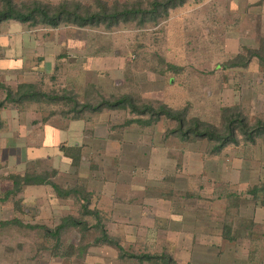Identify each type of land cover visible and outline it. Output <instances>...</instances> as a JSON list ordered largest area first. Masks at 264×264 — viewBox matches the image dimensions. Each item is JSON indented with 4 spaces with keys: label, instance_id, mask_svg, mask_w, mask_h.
<instances>
[{
    "label": "rangeland",
    "instance_id": "374dc122",
    "mask_svg": "<svg viewBox=\"0 0 264 264\" xmlns=\"http://www.w3.org/2000/svg\"><path fill=\"white\" fill-rule=\"evenodd\" d=\"M34 1L149 10L156 0H14ZM138 18L113 27L4 22L0 102L6 90L34 83L94 106L125 95L139 107L166 105L185 114V130L199 119L226 136V119L237 114L250 127L264 124V0H186L156 22ZM26 103L6 112L12 127L1 136L44 144L45 155L52 142L58 151L29 160L26 171H57L64 190L93 196L60 201L49 187L46 205L22 204L21 219L34 226L1 238L2 250L13 253L4 264H264V134L249 141L234 131L237 142L216 151L215 143L178 132L176 120L136 123L153 115L129 105L94 112L80 104L86 111L75 123L60 113L69 102ZM42 122L50 126L42 130ZM57 129L70 135L53 147L62 134H49ZM66 146L81 150L76 167L63 158ZM68 217L80 225L56 237Z\"/></svg>",
    "mask_w": 264,
    "mask_h": 264
},
{
    "label": "trees",
    "instance_id": "16d2710c",
    "mask_svg": "<svg viewBox=\"0 0 264 264\" xmlns=\"http://www.w3.org/2000/svg\"><path fill=\"white\" fill-rule=\"evenodd\" d=\"M0 25L4 22L8 21H16L22 24H28L30 26L36 25H45L53 28H57L62 24H72L79 27L85 26H97V25H106L107 27H113L120 22H129L132 19L139 20V23L142 24L144 21L151 19L152 21H157L163 15L168 14V10L175 9L181 5H183L186 0H165L160 2L159 0L154 1L151 4V9H143L139 7L133 8H124V9H116L115 7H109L104 3H101L98 10H91L83 7L80 3L74 2H63L57 5H52L48 3H43L41 1H34L31 4H26L19 6L14 0H0ZM162 12V13H161ZM151 15L150 18H148ZM58 56L55 64V71H58L57 61L62 60ZM254 56L261 57V54L254 53ZM264 60V58H262ZM238 65V64H236ZM0 88H6L3 84H0ZM52 103H50V102ZM69 102L66 104L69 107L67 110H61L60 113L63 115H67V117H71L73 119H81V115L83 112V108L87 107L90 111L100 112L104 108H108L111 110L125 107V105H129L132 112L137 114H152L153 117L148 120H143L142 117L136 120V123L143 125L156 124L160 121L162 117L170 118L176 120L179 123L178 132H182L183 135L188 136L189 134H193L197 138L206 139L212 143H215L214 150L220 151L225 145L228 143H236L237 140L234 136V131H240L247 140H255L256 137H259L264 134V124L259 123L255 127L247 123V120L241 116V114L234 115L233 117L226 119V131L227 135L222 136L220 131L214 129L213 127L204 126V123L199 119H194L192 124L189 125L187 130L185 122V114L181 111L173 110L172 108L161 105L158 109L153 108L149 105H143L139 107L131 96L125 95L121 98H118L115 101L104 100L100 102L98 105H92L88 103H83L74 97L68 96H59L57 94H49L46 91L41 90L39 86L34 83H22L17 86L16 90L8 89L6 90V98L0 102V111L6 108L9 104L13 103L14 105L26 103L33 104L36 103L39 105L40 109L42 106L47 107L51 104H55L53 102ZM83 103V104H82ZM80 104L83 108H81ZM57 106H61L58 105ZM20 108V107H19ZM23 108H20L22 111ZM46 109V108H45ZM47 110V109H46ZM45 110V111H46ZM43 112V110H42ZM44 113V112H43ZM48 114H56L54 112H50ZM48 118V116H47ZM46 121V119H45ZM134 122V121H133ZM3 121L0 117V127L3 125ZM66 146V149H62V152L66 155L67 158L72 160V166L76 167L79 164L81 159L80 148H77L79 152L77 154H72L69 149H73L76 147ZM57 172V171H56ZM54 171L53 175L48 171L39 172L38 170L33 171H25L24 175H12L10 178L13 180L14 187L12 190L6 191L5 197H13L15 198L20 192H22L23 188L30 185H50L55 194L62 199H66L68 197L76 196L82 202L83 199H87L88 203L91 201L92 194L89 196H85L84 192L76 191L75 186L70 185L66 190L63 187L59 186L54 178L57 175ZM80 194L82 196H80ZM3 199V197H0ZM22 199H19L18 202H15V209L21 213L22 211ZM68 223H64V222ZM80 222L75 220L73 217H68L63 220L55 234L56 237L59 235L62 229H65L68 225L71 227H77ZM7 225L9 223H3ZM144 258H150L149 256H142ZM166 257V256H161ZM167 263L172 262L170 258H163Z\"/></svg>",
    "mask_w": 264,
    "mask_h": 264
},
{
    "label": "crops",
    "instance_id": "0c3cea01",
    "mask_svg": "<svg viewBox=\"0 0 264 264\" xmlns=\"http://www.w3.org/2000/svg\"><path fill=\"white\" fill-rule=\"evenodd\" d=\"M40 75L42 76L44 74L41 73ZM15 106L16 105L11 103L6 108H4L0 111V117H1L2 121L4 122L3 125L0 127V131H1L0 132V197H3V199H0V264H4V260L8 259L9 255L11 256V257H9V259L12 260L13 253L12 252H6V251L2 250V242L3 241L1 238L6 235L7 231H9V234L12 232L16 233V230L19 229V227L22 225L34 226L30 222H26V221L21 219V217H20L21 212L15 210V207H14L16 200H14L13 197H5L4 196L6 191L12 190L14 187L13 180L10 178V176H12V175L22 176V175H24V173L26 171V165L29 162V160H32V161L44 160V159H48L52 152L54 154L58 153V151L57 152L51 151V149H52L51 144H53L52 142L48 146L49 152L45 155L44 153H42L43 150L41 151L44 144H42V145L39 144L36 146H27L28 141L26 140L25 142H22V144H20V143H18V137L17 136L16 137L12 136L10 138L1 136L3 134L7 133L5 131L11 130L12 124L10 121H7L8 118H6L5 114H6V112H10V113L14 112ZM16 111H18V110H16ZM21 113H23V111H21ZM5 120L7 121V123ZM41 121H43V120H41ZM80 121H81V119H74L75 123H78ZM47 126H50L49 123L42 122L40 124V129L43 130V129H45L44 127H47ZM53 129H55V128H53ZM57 131H59V130L57 129L53 133L50 132L49 135H51V134L54 135V134L58 133ZM59 133L62 134V137L56 138V140L54 141L53 147L55 146V144H56L55 142H57V140H62L63 137H65L66 135H67V137L70 135L68 133L66 134V131H63V130H60ZM14 135H15V133H14ZM53 135H52V137H53ZM57 136H58V134L55 137H57ZM76 136H79V135H76ZM80 138L83 139L82 134H80V136L78 138L80 141H82ZM47 139L49 140L48 136H47ZM46 144L47 143L45 142V145ZM24 145H26V147ZM19 147H21V150H18ZM2 154L7 155L6 159L2 156ZM60 155L62 156L63 154H60ZM63 158L68 160L67 157H63ZM20 169H21V171H20ZM49 187H51V186L50 185L26 186L23 188L22 192H20L16 196L15 199H18V200L22 199L23 200L22 204L25 205V207H29L31 204L36 203V201L38 199H40V200L42 199L41 204H42V206H44L48 203L47 202L48 196L52 195V193L49 190L50 189ZM52 190H53V188H52ZM28 193H30V194H28ZM52 197H54V196H52ZM57 198H58L57 200H60V201L64 200L62 198H59L58 196H57ZM37 207H38V205H37ZM29 211H30L29 208L25 209V214ZM3 223H9V224L4 225ZM43 225H45V224H42V226Z\"/></svg>",
    "mask_w": 264,
    "mask_h": 264
}]
</instances>
